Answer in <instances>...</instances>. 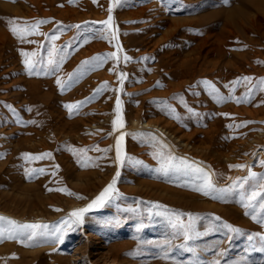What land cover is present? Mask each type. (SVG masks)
<instances>
[{
	"label": "rangeland",
	"instance_id": "1",
	"mask_svg": "<svg viewBox=\"0 0 264 264\" xmlns=\"http://www.w3.org/2000/svg\"><path fill=\"white\" fill-rule=\"evenodd\" d=\"M37 1L0 0V217L5 218L0 234L6 237L19 225L37 224L48 228L34 231L48 235H37L35 243L5 238L0 264H264V251L258 250L264 235L259 205L264 200L257 197L248 215L241 200L242 194L247 202L252 191L264 192V0ZM138 6H149L147 15L128 17L126 12ZM67 7L85 17L56 16V9ZM109 15L113 19L105 24ZM172 18L190 20L174 28ZM9 21L20 27L44 23L21 41L9 30ZM167 28L172 33L153 44ZM135 34L136 40H144L133 46ZM85 39L107 44L101 57L115 52L117 58L86 72L88 86L97 81L96 90L107 83V90L96 99L72 101L67 97L73 89L67 78L69 51ZM50 49H55L52 58L64 59L58 70L45 75L41 69L47 67ZM33 52L37 55L27 59L36 62L39 75L28 74L21 54ZM125 55L131 58L128 62ZM143 57L158 62L160 69L156 85L140 91L143 81L136 76ZM76 66L77 74L85 71L79 61ZM96 74L101 77L94 78ZM57 77L69 85L63 89L67 92L55 83ZM35 80L42 91L52 90L49 103L27 84ZM154 90L164 93L154 92L153 101L142 98ZM117 97L123 126L114 128ZM78 102H83L78 109L66 107ZM56 108L76 132L67 133L70 125L64 126ZM121 135L123 163L116 160ZM44 153L51 155L30 158ZM169 154L178 167L185 160L204 169L216 188L236 187L222 199L215 198L218 192L205 196L194 190L204 183L198 174L166 176L158 170L160 157ZM249 170L257 177L241 188L240 178ZM82 172H90L89 191L74 184ZM114 178L119 195L89 209L82 223L64 225L63 242H56L55 228ZM55 193L69 202L47 205L51 213L30 207L37 196ZM190 219L191 238L185 239ZM228 226L240 231L231 232Z\"/></svg>",
	"mask_w": 264,
	"mask_h": 264
},
{
	"label": "snow or ice",
	"instance_id": "2",
	"mask_svg": "<svg viewBox=\"0 0 264 264\" xmlns=\"http://www.w3.org/2000/svg\"><path fill=\"white\" fill-rule=\"evenodd\" d=\"M69 2L71 3L72 0H69ZM118 2V0H117ZM112 9L109 8V13H111ZM112 16L109 15L108 20L106 22H104L105 24H110L112 21ZM44 23V21H38L35 24H32L30 26H25V27H20L18 25H15V21H9V30L11 31V33L16 36L17 38H19L21 41L24 40V38L26 36L32 35L34 34V31L36 28H38L39 24ZM25 24H27V22H25ZM15 25V26H14ZM58 37L56 36H52L51 39L55 40ZM103 38L108 39L107 36H104ZM31 42V41H29ZM85 42H87V40H85ZM55 51V49H50L49 50V59L47 61V67H44L43 69H41L45 75L54 72L56 70L59 69L60 64L63 62L64 57H61L59 61H57L56 59L52 58L53 57V52ZM22 55L24 57H26V59L24 60L25 65L28 67V71L29 74H33L35 72V74L39 75L40 72L36 71L34 68V64L36 62L33 61H29L27 59L28 56H33L35 57L37 55V53L33 52V53H22ZM117 58V54L115 52L113 53H109L107 54L106 57H100L97 56L95 58H93V61H84L83 64L88 65L90 63H94L95 66H100L102 65L106 59H116ZM125 62H128L131 58L128 57L127 55H125L123 57ZM42 60V58H41ZM123 75L121 73V82L123 81ZM78 78V77H77ZM74 79V77L72 75L69 76V80L72 81ZM245 80H250L251 78L245 77L243 78ZM234 83H239V80L235 81ZM261 84H264V79H262L260 81ZM57 85L61 88V90H63L65 87L69 86L66 84L61 83L59 77H57ZM107 83L101 85L99 88H97L93 94V97H95L96 95H100L102 94L103 91L107 90ZM214 91H216L214 89ZM250 95V93H249ZM243 98H238L237 102H240ZM83 103V102H78L77 105H66L67 108H69V110H72L73 108H77L79 107V104ZM116 112H117V120L113 121V127L117 128V127H122L123 126V121L120 120L119 118V113H120V100L119 97H117V102H116ZM124 140V135H121L117 138L116 140V160L123 163L122 159H121V143ZM110 149H106L104 151H109ZM80 151H86V150H80ZM50 153H44L41 154L40 156H31L30 158L32 160H36V159H43L45 157H50ZM25 157H29L30 154H24ZM161 167L160 169H158L159 171H161L164 175H168L169 173H176V174H184V175H188L191 173H195L198 174V176L200 178L203 179L204 183L202 187H197L194 190L201 192L203 195L205 196H209L212 195L213 193H220L221 195L219 197H215V198H220L222 199L223 196L229 192H231L233 190V188L236 187V185L234 184L232 186V188H216L214 187L211 179H210V174L206 171H204V169L198 167V166H194L193 164L188 163L185 160H180V166H176V164L174 163V161L176 160V157L172 156V155H168L166 158L161 156ZM262 164H264V162H262ZM58 167V166H57ZM232 167H238V168H244L245 165H233ZM33 172L36 173H43L45 170L44 169H33ZM116 176H119V172H117ZM257 177V173L252 172L249 170L248 172V176L240 178V180L242 181V183L240 184V187L243 188V183H247L248 180L253 179ZM117 183V179L114 178L104 189L103 191H101V193L93 200L91 201V203H89L85 208H81L78 210L73 211L72 213L69 214V218L65 219L62 221V226H58L55 228L54 232L52 233L55 236V241L56 242H63V238H64V225H70V224H79L82 223V217L83 215L88 212L89 209L93 208L96 205L102 204L106 199H111L113 197V195H119L118 192L115 189V185ZM261 189H264V184L260 185ZM51 190V189H50ZM56 191H61V189H55ZM62 191H64L66 194L69 195H74L73 193L68 192L67 189H62ZM257 197H260L261 200H264V192H257V191H252L251 194L247 197V202H245L244 200V196L243 194L241 195V200L243 203V207L246 209L245 214L248 215L249 213L247 212V209L249 207H255V205L252 203L253 201H255L257 199ZM82 198V197H81ZM260 209L261 211H264V202L260 203ZM156 207H161L160 205H156ZM132 209H129V211H131ZM72 217H75L76 219L73 220L71 219ZM254 220L257 219V217L255 215H253L252 217ZM5 218L0 217V221L4 220ZM9 224L15 225L14 221H8ZM262 223H264V221H262ZM192 223H191V219L189 224L185 227L184 230V237L185 239H190V235H189V231L192 229ZM231 232H239L240 230L237 228H233L231 226H228ZM40 228H44L47 229L48 226L47 225H37V224H24V225H19L18 226V230H16L15 228L12 231H9L7 233V236L5 237L3 234H0V242H2L5 238L7 239H12V240H19L21 243H24L25 241L28 242H32L35 243L36 242V238L37 235L40 236H47L48 233L46 232H41V233H37L36 231H34L35 229H40ZM33 230V231H28V230ZM197 235H199V233H197ZM248 239L251 241L253 239L252 236H249ZM260 242H261V248L258 249L260 251H264V235L260 236ZM214 264H219V262H214Z\"/></svg>",
	"mask_w": 264,
	"mask_h": 264
},
{
	"label": "bare ground",
	"instance_id": "3",
	"mask_svg": "<svg viewBox=\"0 0 264 264\" xmlns=\"http://www.w3.org/2000/svg\"><path fill=\"white\" fill-rule=\"evenodd\" d=\"M37 2H40V0H38ZM5 4V3H4ZM72 5V4H71ZM80 5V4H79ZM21 6V5H20ZM149 6H138L136 9L134 10H129L126 12L127 16L128 17H132V18H135L134 20L137 19V17L139 16H145L147 14H145L146 10L148 9ZM2 10V9H1ZM58 12L56 14V16H59L61 18L65 17L64 19L67 20L68 18L70 19H73V20H81L83 19V17H85V15L83 14H79L76 12V10L72 7H67L65 9H56ZM13 11V10H12ZM70 12H74V14H70ZM18 14V13H17ZM162 14V12H161ZM22 15V14H21ZM42 17V16H41ZM44 17V16H43ZM139 20V19H138ZM161 20V19H160ZM187 20H190V18H185V19H179V18H172V21L174 23L173 27L175 28L176 25L178 24H183L185 21ZM157 24V23H156ZM162 24V23H161ZM160 24V25H161ZM53 26V25H52ZM51 27V26H50ZM170 27V26H169ZM87 29V28H86ZM185 30V28H184ZM187 30V29H186ZM45 31V30H44ZM39 32V31H38ZM46 32V31H45ZM172 33V29L171 28H167L166 31L162 32V35L161 37L157 38L154 40L153 44H157L163 40H165L170 34ZM45 34V33H44ZM9 35V34H8ZM43 36V35H42ZM139 37V34H135V36L133 37V39H130V41H135L137 38ZM70 38V37H69ZM8 39V37L6 38ZM27 39V38H26ZM139 39H141V41L144 40V37H140ZM138 39V40H139ZM9 40V39H8ZM20 40V39H18ZM59 40V39H58ZM86 40V39H85ZM85 40H81V42L73 49L70 48V51H69V56L71 57V60H70V63H69V69H68V82L72 83L71 86H73V89H71L70 93H69V96H67L68 98L71 97V100L74 101V100H79L78 98L80 97V100H84L85 98H89L88 100L90 99H96V96L93 97V94L95 92L94 88H95V84H97L96 82L93 83L90 81V85L88 86V81H89V78L86 77V72L87 71H90L92 69H96V68H99L100 66H95L94 63H90L88 65H85L83 64L84 61H93V58L97 57V56H100V51H103L102 48H105L107 46V44H104L103 42H94V43H91V44H88V42H85ZM138 40H136L135 43L131 44V45H137L138 43ZM29 41V40H28ZM18 42V41H17ZM25 42V41H24ZM130 42V43H131ZM8 43V42H7ZM11 43V41H10ZM15 43V42H14ZM129 43V44H130ZM137 43V44H136ZM126 45H128V43H126ZM9 46V45H8ZM7 46V47H8ZM19 46V45H18ZM17 46V47H18ZM6 47V48H7ZM41 48V47H40ZM19 49V48H18ZM152 49V48H151ZM164 50V49H163ZM196 50V49H195ZM23 52V51H22ZM14 53V52H13ZM12 53V54H13ZM196 53V52H195ZM20 54V53H19ZM22 54V53H21ZM14 55V54H13ZM21 56V55H20ZM17 57V56H16ZM101 57V56H100ZM19 58V57H18ZM22 58V57H21ZM11 59H13L11 57ZM24 59V57H23ZM214 59V58H213ZM15 60V58H14ZM13 60V61H14ZM78 61L81 63V66L84 65L85 66V71H82L80 73L77 74V63ZM1 62V60H0ZM12 62V61H11ZM19 63V61H16ZM25 65V64H24ZM80 66V67H81ZM138 67V71L137 72V76H136V80L137 81H143V84L142 86L139 88L140 91H143V90H147L149 87H154L157 83V81L155 80V78L157 77L158 75V71L160 69V64L158 62H153L152 64V60L148 59V58H145L143 57V65H139L137 66ZM25 68V67H24ZM26 69V68H25ZM55 72V71H54ZM28 73V72H27ZM26 73V75H27ZM29 74V73H28ZM30 75V74H29ZM44 75V74H43ZM72 75L74 77V79L72 81L69 80V76ZM78 77V78H77ZM95 77H101V74H96ZM159 80V78H158ZM40 81V80H39ZM39 81L35 80V81H27L28 83L27 84H31L33 85L32 87V90H35V93L39 96V99L49 103V100L51 99V97L53 96V92L52 90H49V91H42V84L41 82L39 83ZM63 82V81H62ZM57 83V82H55ZM64 83V82H63ZM67 83V82H66ZM69 84V83H68ZM29 86V85H28ZM75 86V87H74ZM30 87V86H29ZM28 87V88H29ZM27 88V86H26ZM29 90V89H28ZM31 90V89H30ZM61 91V90H60ZM68 91V92H69ZM25 92V90H24ZM33 92V91H32ZM63 92H67L66 90ZM154 92H156V95L157 94H163L164 91H157V90H154V91H150L147 95L143 96L142 98L144 100H147V101H153L154 98ZM19 93L22 94V92L19 91ZM39 93V94H38ZM11 94V93H10ZM13 95L17 96V93H13ZM37 96V97H38ZM56 97H58L56 95ZM66 97V99H67ZM16 98V97H15ZM64 100V99H62ZM68 100V99H67ZM79 100V101H80ZM25 101V100H24ZM27 101V100H26ZM59 102V101H58ZM26 103V102H25ZM66 103V102H65ZM70 104V103H69ZM63 105V104H62ZM68 105V104H67ZM98 105V104H97ZM23 107H25V105H23ZM105 108H108V106H105ZM58 110L59 113H61V116L62 117V122L64 124V126H68L70 125V129L67 130V133L71 135V133H74L77 131V129L75 128V126L71 125V121L69 122L67 119H65V117H63V112L60 110V108H56ZM87 109V108H86ZM68 111V110H67ZM87 113V112H86ZM57 115V114H56ZM78 120V119H77ZM79 121V120H78ZM80 126V125H79ZM31 128V127H30ZM32 134V133H31ZM61 143V142H60ZM58 144V143H57ZM69 144V143H68ZM61 146H62V143H61ZM60 146V147H61ZM65 148V147H64ZM78 163V162H77ZM65 168H68L67 166ZM70 168V167H69ZM89 174L90 172H85V173H77L75 175V177L77 179H79V183H74L76 184V187L77 188H82L86 191H89L90 189V184H89ZM68 199L65 198L63 195H60L58 193H55L53 195H39L37 196V201H29L30 203V207L32 208H35L38 212L41 211V210H46L48 212H50L48 209H47V205H50V204H62L63 201H67ZM69 202V200H68ZM73 203V202H72ZM49 207V206H48ZM50 209V208H49ZM52 211V210H51ZM54 211V210H53ZM51 213V212H50Z\"/></svg>",
	"mask_w": 264,
	"mask_h": 264
}]
</instances>
